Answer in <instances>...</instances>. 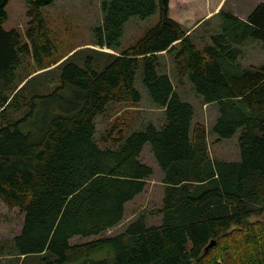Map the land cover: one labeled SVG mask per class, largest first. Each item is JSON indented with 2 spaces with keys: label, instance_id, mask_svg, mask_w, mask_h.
I'll use <instances>...</instances> for the list:
<instances>
[{
  "label": "trees",
  "instance_id": "1",
  "mask_svg": "<svg viewBox=\"0 0 264 264\" xmlns=\"http://www.w3.org/2000/svg\"><path fill=\"white\" fill-rule=\"evenodd\" d=\"M7 1L0 0V202L23 216L7 264H264V62L239 63L246 43L264 47V2L244 18L222 5L188 31L169 16V0H101L90 44L117 52L70 49L58 63L41 10L54 0H26L24 41L3 28ZM155 13L122 48L125 23ZM184 78L216 108L208 132L194 126V106L176 89ZM137 80L163 109L162 123L128 132L112 125L97 141L95 119L108 104L140 101ZM209 134H237L238 158L210 157ZM146 143L163 173L160 222L140 215L111 237L70 244L122 220L152 174L140 159Z\"/></svg>",
  "mask_w": 264,
  "mask_h": 264
},
{
  "label": "rangeland",
  "instance_id": "2",
  "mask_svg": "<svg viewBox=\"0 0 264 264\" xmlns=\"http://www.w3.org/2000/svg\"><path fill=\"white\" fill-rule=\"evenodd\" d=\"M216 1L169 0V16L181 22L186 30L191 31L207 12L214 13L213 11L216 10L215 12H217L221 8L215 7ZM260 1L264 2V0H223L220 6L223 5L225 9H231L244 18ZM26 10V0H8L5 5L7 19L3 23V28L6 30L13 28L18 30L23 41L26 40L25 29L28 22ZM41 10L51 28L55 46L53 58L58 59V63L62 60L59 58L70 49L94 47L106 53L117 52L96 44H90L94 37V27L102 23L101 0H54L52 4L43 6ZM157 19L158 13L144 19L132 16L125 23L121 47H126L137 40L143 34V30ZM197 29L201 32V29ZM263 62L264 47L260 43L249 42L242 46V54L239 58L241 66L257 65ZM163 70L172 76V64L168 58L163 59ZM190 85V81L184 78L182 82L176 84V89L183 98L190 101L194 106V126L196 124L202 125L205 132H208L216 117V108L212 104L202 103ZM136 86L141 92V99L138 103H110L104 112L96 117L95 138L97 141H101L106 136V131L110 130L112 125L124 127L128 132L131 129L141 127L148 121L156 125L162 123L163 109L149 100L139 80H137ZM207 146L208 153L212 158L235 160L239 156L237 134L222 140H216L214 135L209 134ZM140 159L152 168V174L147 178L143 191L126 203L122 220L116 226L105 230L101 235L74 236L69 240L70 244L82 243L100 236L111 237L121 232L128 222L140 215L144 216L148 223L160 222L161 212L158 210L161 208L163 197V173L155 162L148 143L144 145ZM261 218L264 220V215ZM22 220V213L17 208L8 211L0 202V250H3L0 253V264H7L10 260L7 245L12 236L19 232ZM101 253H105V251H101ZM28 264H31L30 261Z\"/></svg>",
  "mask_w": 264,
  "mask_h": 264
},
{
  "label": "crops",
  "instance_id": "3",
  "mask_svg": "<svg viewBox=\"0 0 264 264\" xmlns=\"http://www.w3.org/2000/svg\"><path fill=\"white\" fill-rule=\"evenodd\" d=\"M222 1H223V0H217L216 3H215V7H220V4L222 3ZM215 11H216V10H215ZM215 11H213V12H215ZM211 13H212V12H211ZM211 13H210V12H207V14H205L203 18L208 17L209 15H211ZM212 14H213V13H212Z\"/></svg>",
  "mask_w": 264,
  "mask_h": 264
}]
</instances>
